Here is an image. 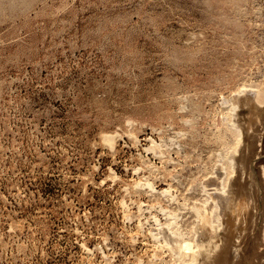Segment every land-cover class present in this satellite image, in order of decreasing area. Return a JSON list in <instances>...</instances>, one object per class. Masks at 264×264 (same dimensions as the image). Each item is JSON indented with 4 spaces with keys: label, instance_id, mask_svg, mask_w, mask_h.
<instances>
[{
    "label": "rangeland",
    "instance_id": "374dc122",
    "mask_svg": "<svg viewBox=\"0 0 264 264\" xmlns=\"http://www.w3.org/2000/svg\"><path fill=\"white\" fill-rule=\"evenodd\" d=\"M232 1L0 0V264H189L245 154L261 206L236 234L264 264V0Z\"/></svg>",
    "mask_w": 264,
    "mask_h": 264
},
{
    "label": "bare ground",
    "instance_id": "6f19581e",
    "mask_svg": "<svg viewBox=\"0 0 264 264\" xmlns=\"http://www.w3.org/2000/svg\"><path fill=\"white\" fill-rule=\"evenodd\" d=\"M243 91L244 92L248 91L252 95V97H251L252 101L251 102H253V106L251 107V110H252V108H253V110H252V114L250 115L251 118L248 117L250 119V122L248 121L249 123L247 125V129H248L247 131L252 130V132H254L253 130H255V128H253L254 127L253 123L255 121H257V120L260 121L261 120V116H264V106H262L257 101L258 92L255 89H249V88L247 89L246 88ZM261 99H262V97H261ZM255 105L258 106V107L260 106V108H258V107L255 108ZM246 119H244V120H246ZM233 122H234L233 124L236 126V128H238L240 130V132L243 134L244 133L243 132L244 128L242 129V127L240 126L241 124L239 125L237 120H236V122L235 121H233ZM246 124H247V122H246ZM231 125H232V123H231ZM234 125H232V126H234ZM244 126H245V124H244ZM259 132L260 131H258L256 133H252V134H255L257 136ZM247 133H249V132H247ZM106 137L109 140H112L113 135L112 136L107 135L104 138H106ZM106 139H104V140H106ZM109 140H108V142H109ZM237 141H238V139H237ZM108 142H107V144H108ZM154 145H155V147H157L156 144L153 142V146ZM110 148H112V147L110 146ZM157 149H159V148H156V150ZM233 150H234V148L232 149V151ZM156 154H161V153H156ZM245 155L247 157V154H245ZM229 156H230L229 157L230 161H231V163L234 166H236L238 161L241 160V162L238 163V165L240 167H237V169L240 168V170H239L240 172H238L239 174L237 173L238 175L235 174L237 176L235 181L239 182L238 183L239 186L238 185H236V186L234 185L235 188H233V186H232L231 187V191H229V189H227L228 187L227 188L223 187V184H222V181H223L222 180V178H223L222 176H223V174L222 173H224V172H222V171H221L220 174L218 173L215 177H212V178L208 179V184H209L210 188H206L207 189L206 192H208V194H209V197H208L209 199H208V202L205 205L201 204L202 206H200V203L198 204L200 207H198L199 208V211H198L199 217L197 216V218H200V221H199V223H197L198 222V220H197L196 221V225L194 227L195 228V232H196V238L194 236L195 242H194L193 249L191 251L192 252V259H191V257H189L192 262L189 263V264H242L241 252H240V249L242 248V247H240V245L242 243L241 242L239 243V241L241 240L242 235L240 237H237L236 231L237 232L242 231L241 234H243L244 233V228H243L244 226L242 228H240L238 223H241L240 225H242L244 223L243 221H245L244 219L246 218V216H249V218H251V217L255 216L254 214H257L255 212H257V208H258L259 204L261 203L260 202V200H261L260 199V197H261L260 196V192H262V191H260V190H262V189L260 188V184H258L259 182L257 181L258 182L257 183L253 179V174L252 173L255 170H253V172H252V169L249 166L250 165L249 164V161H250L249 158H246L245 156L242 155L241 156L242 158L239 160V159H236L235 155H233V154L229 155ZM227 157H228V155H227ZM220 168L223 169V167H220ZM236 171H238V170H236ZM262 174H263V180H264V166L262 167ZM229 180H230V178H229ZM227 184H228V182H227ZM263 204H264V202H263ZM216 206L220 207V209L217 208V210H220L223 213L224 212L227 213L228 212L227 210H229V212L231 213L228 216L229 218L227 219V224L225 226H224L223 223L221 224V226H220V224L218 225L215 222V220L213 219V217H212L213 211L216 208ZM260 206H261V204H260ZM220 211H218V212H220ZM214 214H215V212H214ZM214 218H216V217L214 216ZM246 225H248V224H246ZM222 229H225V231H224L225 233H227V232L229 233L228 237L227 236L224 237V235L222 234ZM162 231L160 233H162ZM163 232H165V230ZM263 232H264V227H263ZM169 235H172V236H166L167 237L166 238L167 244H165V245L166 246L169 245L170 247H172L170 250L173 249L174 252L175 251L177 252V254L175 256H179V254L181 253V250L183 249L182 248V240H181L182 238H177L173 234H170V232H169ZM262 235L264 236V233ZM163 238L165 239V237H163ZM234 240L237 243L236 244L234 243L235 246H231V243H233ZM169 246H168V250H169ZM181 259L179 258V260H181ZM181 261H183V260H181Z\"/></svg>",
    "mask_w": 264,
    "mask_h": 264
},
{
    "label": "water",
    "instance_id": "95a60500",
    "mask_svg": "<svg viewBox=\"0 0 264 264\" xmlns=\"http://www.w3.org/2000/svg\"><path fill=\"white\" fill-rule=\"evenodd\" d=\"M258 160L264 163V135H263V144H262V154H261V157L258 158Z\"/></svg>",
    "mask_w": 264,
    "mask_h": 264
}]
</instances>
